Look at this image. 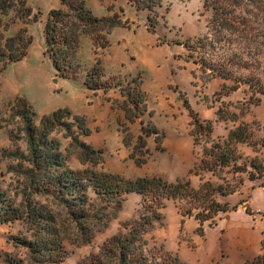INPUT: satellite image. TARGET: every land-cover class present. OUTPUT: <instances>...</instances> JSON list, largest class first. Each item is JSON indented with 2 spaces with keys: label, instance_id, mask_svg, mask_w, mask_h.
Instances as JSON below:
<instances>
[{
  "label": "rangeland",
  "instance_id": "1",
  "mask_svg": "<svg viewBox=\"0 0 264 264\" xmlns=\"http://www.w3.org/2000/svg\"><path fill=\"white\" fill-rule=\"evenodd\" d=\"M27 4L38 16L37 21L12 22L11 12L1 17L0 25L3 37L13 35L22 26L32 37L21 60L4 67L0 63V193L12 201L19 215L10 221L0 219V264H99L97 259H102L100 247L105 240L114 235L128 236L130 224L127 222L139 219L143 212L142 197L136 193L128 194L116 216L105 225L84 220L75 222L58 198L33 188L26 174L8 169L18 164L7 156V152L14 151L17 146L26 153L23 124L9 102L17 96L25 97L35 112V123L43 113L59 107L84 115L87 124L88 116L91 133L80 138L103 151L101 162L94 167L97 171L119 173L128 178L161 175L170 181L188 177L196 186L199 177L189 171L199 160L200 145L193 143L189 109L201 120L210 119L213 122L212 138L219 139L234 123L219 119L215 114L217 108H221L224 115L227 111L235 112L239 121L257 120L264 125V94H259L260 101L246 109L243 107L247 99L246 85L227 96L219 95L217 91L222 80L219 77L209 81L202 79L199 68L191 60L186 61L187 51L178 42L205 34L210 11L203 7V0H163L153 34L145 29L147 11L135 10L127 0H85L86 6L97 16L115 12L122 15V19L128 17V27L115 30L109 38V46L104 51L99 50L105 74L103 80L112 81L108 76L120 73L124 89L130 87L133 90L131 79H142L147 110L133 123H127L121 109L103 111L102 107H95L99 99L95 102L86 94L87 90L99 93L102 103L106 97L118 100L124 97L119 96L117 87H109L108 96L101 89L86 88L83 79L88 68L80 67L74 54L69 58L71 67L65 69L73 68L72 76L62 77L52 67L45 53L43 22L49 9L60 7L59 0H27ZM120 5L126 7L125 14ZM5 23L7 30L3 29ZM158 38L169 44H159ZM79 53L82 61L94 63V54L86 42L81 43ZM183 99L190 108L184 105ZM122 122L128 125L133 142L142 125L148 129L154 125L158 135L164 133L161 148L156 149L155 134L147 136L146 146L150 153L145 162L137 165L128 155L129 148L121 143L119 129L123 128ZM61 133L57 130L51 136L59 140L66 165L72 169L89 167V164L79 162L68 146L69 139ZM238 147L244 154L253 155L247 145L239 144ZM260 156L264 158V148ZM208 176L201 172V177ZM243 177V184L229 195L228 202L230 205L241 201L248 203L252 215L245 213L243 203L238 204L227 216L220 213L216 225L204 222V234L199 236L195 232L197 221L184 217L181 224L182 216L176 203L167 200L165 207L160 209L162 226H155L143 235L142 252L148 253V260L168 264L169 257L165 252H171L183 264H250L260 251L259 242L264 230V172L259 176L256 174L252 181L246 173ZM103 261L115 264L116 260L109 256Z\"/></svg>",
  "mask_w": 264,
  "mask_h": 264
},
{
  "label": "trees",
  "instance_id": "2",
  "mask_svg": "<svg viewBox=\"0 0 264 264\" xmlns=\"http://www.w3.org/2000/svg\"><path fill=\"white\" fill-rule=\"evenodd\" d=\"M127 1L135 10L147 11L145 29L155 33L160 17L158 8L163 0ZM59 3L60 7L48 10L43 22L45 53L52 67L62 77L72 76L75 72L73 68L65 70L67 66L71 67L69 58L76 51L80 37L87 35L93 45L94 63L85 71L83 84L94 91L101 89L103 93L109 87H117L124 99L106 97V100L112 108L123 111L125 122L133 123L147 110L142 79H131L133 90L130 87L124 89L120 73L108 76L112 81L103 80L105 74L99 55V50L110 44L108 34L115 27H128L127 19H122V15L115 12L97 16L86 6L85 0H59ZM203 7L210 11L205 34L195 39L187 38L178 44L186 49V61L191 60L199 68L202 79L209 81L219 77L222 80L217 94L227 96L241 85H246L247 99L243 107L249 109L250 105L260 101L259 94H264V0H203ZM11 12L14 16L12 22L38 20L27 0H0V25L1 17ZM3 29H8L7 23L3 24ZM31 42L32 37L25 26L19 27L13 35H0L1 65L4 67L21 60ZM158 42L169 44L160 38ZM190 73L195 77L193 70ZM9 103L23 124L26 153L17 146L14 151L7 152V156L18 164L8 169L26 174L33 188L50 192L58 198L75 222L84 220L90 224L101 222L105 225L116 216L129 193L142 197L143 212L139 219L127 222L130 224L128 236L114 235L105 240L100 247L102 259H97L99 264H106L103 258L109 256L115 258V264H156L155 260H148V253L142 252L145 244L143 235L155 226H162L160 209L165 207L167 200L176 203L182 216L181 224L184 217L197 221L195 232L199 236L204 234V222L216 225L220 213L227 216L230 211L236 210L238 204L243 203L245 213L252 215L248 203L241 201L230 205L222 197L239 189L244 182V173L252 181L256 174L259 176L264 172V158L260 156L264 148V125L257 120L239 121L235 112L227 111L224 115L222 109L217 108L215 114L219 119L230 120L234 124L227 129L224 137L214 139L211 135L213 122L210 119L201 120L189 109L192 113L193 143L200 145L199 160L189 171L199 177L195 186L188 177L170 181L161 175L128 178L119 173L97 171L94 167L101 162L103 151L80 138L91 133L84 115L59 107L43 113L39 122L35 123V112L25 97L17 96ZM183 103L190 108L186 99ZM120 126L123 127L119 129L121 143L129 148L128 155L137 165L145 162L146 155L150 153L146 146L147 136L155 134L156 149L161 148L160 140L164 133L158 135L154 125L152 129L142 125L135 142L128 125L122 122ZM57 130L69 139L68 146L79 162L89 164V167L72 169L66 165L59 140L51 136ZM239 144L250 147L253 155L244 154ZM201 172L209 176L203 178ZM6 197L0 193L1 221L19 216L17 208ZM28 207L29 211L33 210ZM91 235L89 232V237ZM259 244L260 252L250 264H264V230ZM165 254L169 257L168 264H183L177 255L171 252Z\"/></svg>",
  "mask_w": 264,
  "mask_h": 264
},
{
  "label": "crops",
  "instance_id": "3",
  "mask_svg": "<svg viewBox=\"0 0 264 264\" xmlns=\"http://www.w3.org/2000/svg\"><path fill=\"white\" fill-rule=\"evenodd\" d=\"M116 2V1H115ZM116 4V3H115ZM116 6V5H115ZM122 8H123V12H124V14L126 13V7H124V6H122V5H120ZM111 13V12H110ZM106 13H104V14H102V15H105ZM124 18H128L127 16H124ZM129 20H131V18L129 19ZM118 28H120V27H115L111 32H110V34H108V38H110L111 37V35L114 33V31L115 30H117ZM110 40V39H109ZM82 42H86V44L89 46V48H90V50H91V52L93 53V45H92V42H91V39L87 36V35H82L81 37H80V39H79V44H78V47L76 48V51L74 52V57L76 58V62H77V64H79V66L80 67H82V68H85V69H87V68H89L91 65H92V61H91V63H88V62H85V61H82L81 60V56H80V53H79V51H80V48H81V43ZM107 48V47H106ZM106 48H104V49H102V51H104ZM60 79V78H59ZM57 82H59V80H57ZM87 93L86 94H89V96H92L91 98L92 99H94L95 100V102H97L96 101V99H99V101L100 100H102V98L100 97V95H99V93H96V92H93V91H90V90H87L86 91ZM106 94V96H108L107 95V92L105 93ZM119 96H120V93H119ZM118 96V97H119ZM121 97V96H120ZM98 101V103H96V108L97 109H99L100 107H102V110L103 111H105V110H113L112 109V107H111V105H110V102H108L106 99H104V103H102V102H99ZM114 111V110H113ZM75 114H79V113H75ZM87 119H88V126H90L89 128H92L91 127V125H90V123H89V117L87 116L86 117ZM98 121H100V119L98 118ZM129 194H131V193H129ZM229 195L228 196H226V197H222V200H227V201H229ZM259 209V208H258ZM218 220H220L219 218L217 219V221ZM183 223H184V219H183ZM260 252V251H259Z\"/></svg>",
  "mask_w": 264,
  "mask_h": 264
}]
</instances>
